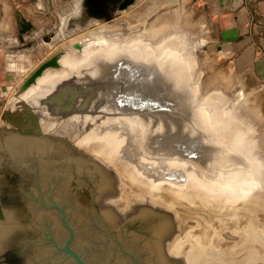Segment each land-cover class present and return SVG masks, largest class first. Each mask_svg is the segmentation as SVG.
I'll use <instances>...</instances> for the list:
<instances>
[{
  "label": "water",
  "instance_id": "1",
  "mask_svg": "<svg viewBox=\"0 0 264 264\" xmlns=\"http://www.w3.org/2000/svg\"><path fill=\"white\" fill-rule=\"evenodd\" d=\"M136 47V52L150 54L145 58L135 48L125 47L112 57L97 56L55 81L32 114V124L39 127L43 112L55 120L84 114L127 117L142 127L141 138L152 152L179 156L200 167L213 164L225 172L253 168L245 153L215 140H222L238 125H229L223 114L229 104L200 99L202 82L189 57L191 45L163 60L150 46ZM61 54L41 62L19 86L18 94L44 69L59 66ZM205 109L215 117L214 129L204 125ZM225 160H229L226 165L216 164ZM207 170L216 177V170ZM225 172L223 179L229 178ZM111 187V176L97 161L60 141L4 133L2 264H178L164 245L175 229L171 214L143 204L119 223L114 209L98 205Z\"/></svg>",
  "mask_w": 264,
  "mask_h": 264
},
{
  "label": "bare ground",
  "instance_id": "2",
  "mask_svg": "<svg viewBox=\"0 0 264 264\" xmlns=\"http://www.w3.org/2000/svg\"><path fill=\"white\" fill-rule=\"evenodd\" d=\"M174 1L175 0H151V3L147 4L144 8L142 9L139 8L137 10H133L131 12L129 11V13H127L126 17H128L130 22L128 24H130L131 27H134L137 25V23L145 22L147 20V17L157 8H160L161 5L170 4ZM172 7L173 6H171L170 9L159 12L158 15L155 16L156 18L152 19L151 17L152 20L150 22L148 21L149 23L148 24L146 23L147 25L145 24L146 25L145 28H143L144 26L142 27L144 31L143 32L141 31L140 33H134L130 35L111 34L110 36H106L105 34L107 30H109L110 28L111 30H113L114 26L116 25L113 22H112L113 24L109 22L110 24L103 23L102 26L100 25L101 26L100 32H94L93 30H90L86 33L83 32L84 34L82 35H80L79 33L80 36L66 40L61 44L55 46L54 48L52 47L53 49L58 51L60 49L64 50L59 58L60 67L49 66L46 69H44L41 75L37 77L35 83H33L24 93H22L23 102L21 101L22 102L21 105L26 104V106H24L23 109H25V112H28L27 113L28 117L31 119L32 114H34L33 111L34 106L31 105V102L29 101L28 97L36 90H38L37 88L39 86H41L45 82H49L53 80L55 77L59 75H64L68 69L75 68L81 62L87 60L90 54L96 51L97 49L106 48L105 50H99L95 52V54L89 59L86 66L89 65L93 61V59L96 58L97 56L110 55V57H112L117 51H120V49L124 50L125 47L135 48L132 49L135 52L139 51L136 45L128 46L130 44H138L142 46L147 43H151L157 49H161L167 44H171V45L179 44L176 42H180L181 38L177 36L183 35L184 30L179 29L175 32H171V31L173 28L178 29L185 26L182 24L183 10L181 12L179 8L172 9ZM27 9L24 10L26 12L25 15L29 16V19L30 17H32L31 19L36 20L37 17L36 19L33 18L32 16L33 14L32 15L30 14L32 11L30 10L31 12L29 13V9L28 11ZM148 20H150V18ZM23 25L24 27L29 26V24H25V23ZM87 39L90 42L87 43L86 41ZM77 40H79L80 43L82 42L86 43V44L83 43L86 46H84L85 47L84 48L82 45V48L84 50L80 48L81 49L80 52L78 51L79 48L78 49L76 48L77 50L74 48V46H76L74 45V43L77 42ZM119 45H125V46H119ZM155 52L157 53L159 52V50ZM136 53L145 58H147L148 54H150V52L148 53L136 52ZM163 54L164 55L162 56L157 54L161 60H163V58H166L169 55H176V52L172 51L169 54L165 52ZM190 56H192L194 61H196L193 52L191 53ZM34 58L31 57L27 58L26 62L22 60L20 64H17V62L14 61L13 62L14 64L10 63V65L13 67L22 66L23 69L26 68L28 70L33 65L34 67H36L38 61H40ZM82 66H84V64ZM17 74L18 73L14 75L19 76ZM69 74H71V72L68 73L66 76H68ZM227 75L228 74L225 72L222 73L221 77L226 80ZM228 76L229 78L232 77L230 74ZM248 76L249 74H247V78L249 79ZM254 76L255 75L253 73L250 74L251 78L248 81L247 85H251V83H253V79H255ZM15 77L14 79L17 80L18 77L17 78ZM60 78H64V77H60ZM60 78L56 79L55 81L59 80ZM217 79L215 78V80ZM218 80L221 81L220 79ZM259 87H261V85L255 86L254 88L250 87V89L252 91ZM259 90H261V88H259ZM244 92H247L246 89H244ZM205 93H208L207 90ZM223 98L225 99V96H223ZM247 103L249 104V102ZM247 103H244V105ZM29 105L33 107L32 110L31 108H29L31 107ZM242 106L243 105H241V109L244 110L243 108L245 107L243 106L242 108ZM241 109L239 108V110ZM246 109L248 110L247 107ZM254 110L255 108H253V110H250L251 114L256 113ZM254 115L252 114V116L255 118L256 116ZM102 116H104L105 118L97 117L94 118V121H91L94 116L93 115L91 116L89 114H84L82 115V117L81 115H73L70 116L71 119L70 118L60 119L56 121L50 120V118H48L47 116L46 117L42 116L40 117L42 131L41 129L39 130L40 132H43L42 133L43 137H46L45 135L48 134L47 133L48 131H51L50 133L51 136L58 135L56 134L58 131L64 133L66 136H70L72 137V139L75 140L73 143L74 145L70 146L71 148L72 147L74 148V149L72 148L73 150H76L79 154L83 155L84 157L90 160H94L97 162L98 160H100L99 162L105 163V165L104 164L102 165L101 163L98 162L111 176L112 187L99 199L98 202L101 204V207H108L114 209L115 211H117V213L120 215L121 218H123L124 216L128 217L130 214L137 212V207L143 204L151 205L155 208L162 209L170 214L173 213L175 218L174 220L175 229L168 236V240L166 244L164 242V245L168 256L170 258L177 259L179 261L178 264H225V263L250 264L254 262L251 260V258L254 255L256 256L257 254L254 251H256V248L259 246L258 242H257V247L253 246L256 247L254 248L255 250L251 249L252 246L249 245L250 247L246 248L247 249V254L245 253L246 256L243 253L240 254V255H244L243 259H241L240 261L237 260L235 257L231 256L230 253L222 257L220 255V253L222 254V250L225 249L226 251H228L230 249L228 247L230 246L227 243L224 244L223 242H221L220 233H222L221 231L227 227L225 225H229L228 227L232 228L233 230L242 232L244 236L241 237V240H245V242H247L246 241L247 239H254L249 241V243L250 242L252 243V241H255V238L257 237L258 238L261 237V239H263L264 219L262 222L260 221L261 215H263V217L262 216L261 217L264 218L263 182L260 183V181H257L258 179L255 181L249 180L251 178H254V176H252L245 170L233 171L228 175L229 178H227L226 180L208 179L204 176L203 173L199 172L198 168L206 171L208 174H210V172L207 169H209L210 167L216 170V173L223 174L225 170H221L218 167L213 166V164H211V166H208L207 164L204 165V167L203 166L200 167L194 161L188 159H182L179 156L168 155L165 152L163 153L159 152L158 154L157 152H152L150 151L149 148H147V146L144 144L141 138V137L144 138V132L142 127H140L134 121H132L127 117H121V116H114V115L111 116L102 115ZM230 116L231 118H229V116L228 118L231 119V121L233 120L235 123H237L238 126H241L238 124V122L239 123L241 122V119L239 117L235 115L236 116L235 119L233 115ZM80 117L81 120H79ZM253 117L252 120L254 119ZM208 119L209 118L206 113L203 117V122H205L204 125L206 127L210 128L209 123H207ZM76 120L79 121L76 122ZM22 121H23L22 125H24V123H27L24 122L25 120ZM29 122H31L32 124L33 122L32 119L29 120ZM257 126L259 127L260 124H258ZM257 126L255 125V127ZM246 130L247 128H243L242 131L239 130V132H235L236 131L235 128L234 130H232L233 133L235 132V136L233 135V137L232 136L230 137L228 135V137H226L227 138L226 140H229L230 143H232L235 146H238L241 149V151L249 155L252 162L256 166L260 167L261 169H264V136L259 137V135L257 134L260 135L262 134L261 132L259 133L258 131H257L258 133L255 131L256 136L254 135V133L251 135V138H254V136L255 137L258 136L257 138H254V140L258 139L259 141L258 143V141L255 140V143L257 142L256 143L257 150L253 148L255 150L254 152L250 148L251 146L250 143L247 142L248 137H243ZM53 131H55V134L53 133ZM65 140H66L65 142L67 143L68 138L66 137ZM259 151L260 153H258ZM159 161H163L165 162V164L166 163L167 164L161 168V164H159ZM189 161L193 162L195 166H197L198 168L192 165ZM227 161L229 160L220 161V162L217 161L216 164L220 163L221 165H226ZM171 166L174 168H179L181 171L170 169ZM172 172L174 174L175 173L178 174L182 179H184V177L187 175L186 181L182 180L178 182L176 180H170L168 179L169 174L165 176L167 173L171 174ZM184 172L186 175L184 174ZM190 217L191 218L193 217L194 220H196V224L194 225L187 224V221ZM229 222L232 224H229ZM199 223L201 224L200 230H199ZM1 225L2 224H0V230L2 228ZM211 231H212V236L210 237L209 241L213 242L212 241L214 239L213 237L216 234L218 236L215 237L216 239L211 247V250L218 251V253L216 254L218 255V258L215 254L209 255V253L207 252L209 244L208 242H206L207 241L206 238H208L207 236L211 234ZM223 236L224 235H222V237ZM243 237L244 239H242ZM223 241L226 242L229 240L226 241L223 240ZM232 241H233L232 243H235L234 242L235 240ZM256 241H258V239ZM259 242L260 244L263 243L261 241ZM262 246H264V244Z\"/></svg>",
  "mask_w": 264,
  "mask_h": 264
},
{
  "label": "rangeland",
  "instance_id": "3",
  "mask_svg": "<svg viewBox=\"0 0 264 264\" xmlns=\"http://www.w3.org/2000/svg\"><path fill=\"white\" fill-rule=\"evenodd\" d=\"M150 3H151V0H11L10 2H9V0H6V8H5L6 12H0V36L6 37V40H7V42H6V53H7L6 57H4L3 61L0 60V67H1L0 68V149H1L0 150V157H1V155L3 153V149H4V133H10V131H15V132H19L20 134H24V135H33V136H41L42 135L43 136V134H42L43 132L39 131L40 129L42 131V125L40 123L41 121L38 122V124H40L41 126L39 125L38 128H37V126L34 127V125L31 124V122H29V120H31V119L27 115L28 112H25V109H23L24 106H26V104L21 105V103L23 102L22 93H24L33 83L31 85H29L27 87V89L25 91L21 92L20 94H18V88L22 84V82L29 76L28 74H31L33 72V70L41 64V62H43L45 59H47L51 55L57 53L56 51H58V50L53 49L55 46L61 44L62 42L66 41V40L80 36V35L88 32L90 30H93L94 32H100V28H101L102 24L103 23L107 24L109 22L111 24H113V23L116 24L115 26H117V27L114 26L113 30H111V28L109 30H107L106 34L104 33L106 36H110L111 34H113V35H115V34L130 35V34H134V33H140L141 31L143 32L144 31L143 28H145V26L153 18H156L155 16H157L159 12H161L163 10L165 11L167 9H170L171 6H173L172 9L173 8L174 9L179 8V10L181 12L183 10V12H182V14H183L182 15V17H183L182 18V24L185 26L182 28H178V29L173 28L171 31V32H175L179 29L184 30L183 35H179V36L175 35V36L181 38L180 42H176L179 44H177V45L167 44L164 47H162L161 49H157L151 43H147V44L142 45V46L138 45V44H130L128 46L136 45V46H141L143 48L150 46L151 48H154L156 51L159 50V52H157V54L162 56V55H164L163 53H165V52L169 54L172 51H174V52L181 51L186 46L191 45L192 52L194 51L196 53V55L194 53V56H195L194 58L196 61H194V59L191 56H189V57H191V59H192V63H193L194 68H195L194 70H195L196 77L199 78V80H201V82H202V96L200 99H202V100H206V99L207 100H213L217 104L222 103L223 106H225V104H229V108L231 107L230 109H227L225 107H223V109H222L223 114H225V118L228 119L227 121L229 122V125H232L235 123L233 120L231 121V119H229V118H231L230 115H233L235 117V119H236V116L239 117L241 119V122L240 123L238 122V124L241 126H237L235 132H239V130L242 131L243 128H247L243 137H248L247 142L250 143V145H251L250 148L254 152H255V150H257L256 149V143L257 142L255 143L256 139L254 140V138L258 137V136L255 137L256 132L257 131L259 133L261 132L262 135L257 134V135H259V137L264 136L263 135L264 134V131H263L264 130V128H263L264 127V77L260 74V71L258 72V69H260L261 64L264 62V39L261 40V43L258 42L255 38H254L255 41L251 40L250 44L251 43L253 44V45H251L253 54H245L247 52H244V48L248 47V43H246V42H242V43L239 42L233 48H231V47L225 48L223 42L216 40V34H217V28H218L217 22L216 21L212 22V15L206 14V12H205L206 9H204L203 6L199 5V0H175L174 2H172L170 4H163L160 6V8H157L154 12H152L147 17V20L145 22L137 23L136 26L131 27L130 24H128L130 22H129L128 17H126L127 13H129V11L131 12V11L137 10L139 8L142 9L147 4H150ZM27 8L29 9V13L32 11L30 14L31 15L33 14L32 16L35 19L37 17L38 21H37V19L36 20L31 19L32 17H30V19H29V16L25 15L26 12L24 10ZM182 8H184V9H182ZM28 9H27V11H28ZM21 11H23V12H21ZM184 11H185V13H184ZM186 13L188 14V16ZM6 17H7V19H6ZM151 17H152V19H151ZM149 18H150V20H148ZM8 20H9V22H8ZM193 20H195V21H193ZM4 21H6V22H4ZM191 22H193V23H191ZM24 23L29 24V26L24 27V25H23ZM188 26H190V27H188ZM141 29H143V30H141ZM110 32H112V33H110ZM79 33H80V35H79ZM107 33H110V34H107ZM86 41H87V43L90 42V41H88V39ZM83 43L84 42L80 43V41L77 40V42H75L74 45H76L78 47L74 46V48L75 49L79 48L78 51L80 52V50L83 49L82 45H83V47L86 46V45H84L86 43H84V44ZM119 46H125V45H119ZM105 49L106 48L97 49L96 51H94L93 53L90 54V56L87 58V60H85L84 62H81L75 68H70L67 70V72L64 75H59V76L55 77L53 80H51L49 82H45L44 84L39 86L37 88L38 90H36L34 93H32L28 97L29 101L31 102V105L34 106L33 111L35 112L37 108L41 107L42 104L40 103V100L43 97L47 96V94L52 91L51 85L55 82L56 79H58L60 77H65L73 69L81 67L83 64L86 65L88 63L89 59L95 54V52H97L99 50H105ZM163 49H164V51H163ZM59 51L60 52L62 51V53H63L64 50L60 49ZM30 57L31 58L35 57L36 59L40 60V61H38L39 64L37 63L36 67H34V65H33L27 70L26 68L23 69L22 66L13 67L10 65V63H13L14 61L17 62V64H20L22 62V60L26 62L27 58H30ZM20 58H22V59H20ZM60 63H61V60H60ZM7 67H8V70H7ZM51 67H60V66H51ZM30 70H31V72H30ZM252 70L255 73L254 74L255 79H253V83H251V85H247L248 81L251 78L250 74H251ZM216 71L219 73H217ZM214 72H216L217 75ZM225 72L228 75L230 74L232 77L230 76L231 78H229V76L227 75V79L226 80L223 79L221 76H222V73H225ZM16 73H18L17 75H19V76L14 75ZM24 73L26 74V76ZM11 74H13V75H11ZM247 74H249V76H248L249 79L247 78ZM14 77L15 78L20 77V78L19 79L17 78V80H15ZM12 78L14 79V81ZM215 78L216 79L218 78L221 81H219L218 79L215 80ZM252 85H254V86H252ZM258 85H263V87H259V88H261V90H259V88H257V89H254L251 91L250 87L254 88L255 86H258ZM244 89H246L247 92H244ZM206 90L208 93H205ZM222 95L225 96V99L223 98ZM247 102H249V104ZM253 102H254V104H253ZM244 103H247V104L244 105ZM234 104H236V105H234ZM31 105H29V106H31ZM241 105H243L245 107V108H243V106H242V108L244 110L241 109ZM248 105L249 106L251 105V106L249 107ZM32 106L29 108L32 109L33 108ZM246 107L248 108V110L246 109ZM239 108L241 110H239ZM253 108H255L254 111L256 112V113H252L253 115L255 114L254 115V116H256L255 118L252 116V114L250 112V110H253ZM205 110H206L207 116L209 118L207 123H209V126L212 129H214V126L212 124L215 121V117L212 116V114L208 112V109H205ZM42 116L46 117L47 112H43ZM228 116H229V118H228ZM5 117H6V119H5ZM97 117L105 118L104 116L99 115V116H94L93 119L97 118ZM252 117L254 118L253 120H252ZM48 118H50V120H52V121H56L55 119H53L51 117H48ZM68 118H70V117H68ZM68 118H63V119H68ZM259 119H261V120H259ZM22 120H25L24 122H27V123H24V125H22V123H23ZM79 120H81V117ZM79 120H76V122H78ZM256 122L258 124H260V126H262V127L259 126L260 127L259 128L257 126L258 124ZM255 125L257 127H255ZM29 128H31V129L33 128V131L27 132V130H29ZM257 129H260L261 131L257 130ZM235 132L233 133V131H231V133L228 135L230 137L231 136L233 137V135L235 136ZM47 133L48 134H46L45 136L50 138V139L60 141L69 147L74 145L73 143L75 140L72 139V137H70V136H66L64 133H61L58 131L56 133L58 135H54V136L50 135L51 131H48ZM53 133L55 134V131H53ZM249 133H251V134H249ZM253 133L255 136H254V138H251V135ZM228 135L224 136L222 140H220L218 138L215 140L219 143L221 141H223L224 144H229L230 147H233V148L241 151V149L238 146H235L232 143H230L229 140H226L227 139L226 137H228ZM66 137L68 138L67 143L65 142ZM77 138H80V137H77ZM256 141H258V139ZM252 143H253V145H252ZM258 143H259V141H258ZM243 153H245V152H243ZM258 153H260V151ZM246 156L248 157V159L250 161L251 158L249 157V155L246 154ZM99 161L100 160H98V162ZM189 162L195 166V164L193 162H191V161H189ZM99 163H101L102 165L103 164L105 165L104 162H99ZM250 163L253 164L252 165L253 168H247L246 169V168L242 167L241 169H238V170H245L249 174L254 176V178H251L249 180L255 181L258 179L257 181H260V183L263 182V184H264V176H262V174H264V170L261 169L260 167L256 166L252 162V160L250 161ZM159 164H161V168H162L167 163L165 164V162L159 161ZM159 164H157V165H159ZM242 164L245 166L250 165V164L247 165L245 163H242ZM195 167L198 168L197 166H195ZM170 169H174L177 171L180 170L179 168H174L172 166ZM198 170H199V172L203 173L204 176L208 179L226 180V179L222 178L224 173L223 174L216 173L215 174L216 177H214L213 175L208 174L206 171H204L202 169L198 168ZM233 171H235V170H233ZM233 171H229L226 174L229 175ZM184 174H185V172H184ZM167 175H168V179L176 180L178 182H180L182 180L186 181V177H187V175L185 174L186 176L184 177V179H182L178 174H176V173L174 174L173 172L171 174L167 173L165 176H167ZM263 190H264V187H263ZM98 205L101 207L100 203ZM172 214L173 213H171V216H172ZM261 216L263 217V215H261ZM261 216H260V221L262 222L264 218H262ZM5 217L3 220L2 219L0 220V224L3 225ZM126 218H127V216H124L123 218H121L120 219L121 221L119 220V223H122ZM173 219L175 220L174 214H173ZM187 224L194 225V224H196V220H194L193 217L192 218L190 217L187 221ZM229 224H232V223L229 222ZM200 226H201V224L199 223V230H200ZM225 226H227V227L225 229L223 228L224 230L221 231L223 234L220 233V238H221V242H223L224 244L227 243L230 246V247H228L230 249L228 251H226L225 249L222 250V254L220 253V255L222 257L225 256L226 254L230 253L231 256L235 257L237 260L240 261L241 259H243L244 255L246 256V254H247L246 248H249L250 247L249 245H251L252 246L251 249L255 250L254 248L257 247V242H258L259 246L256 248V251H254L257 254H256V256L254 255L251 258V260L254 262H252L250 264H264V253H263L264 246H262L264 244V241H263L264 237H263V239H261V237L260 238L257 237V238H255V241H252V243L250 242L251 243L250 244L249 241L254 240V239H247L246 240L248 242L247 243V242H245V240H241V237L244 236L242 234V232L233 230L232 228L228 227L229 225H225ZM221 229H222V227H221ZM263 231H264V227H263ZM222 235H224L225 237L224 236L222 237ZM211 236H212V231H211V234H209L207 236L208 238H206V240H207L206 242H208L209 245L211 244L210 247L208 245V251L207 252L209 253V255H211V254L216 255L218 253V251L211 250V247H212V244L214 243V241L216 239L215 237H218V236L216 234L213 237L214 238L212 240L213 242L209 241ZM242 239H244V237ZM257 239H258V241H256ZM167 240H168V237L165 240V244H166ZM223 240H225V241L229 240L230 242L229 241L224 242ZM232 240H235L234 241L235 243H232L233 242ZM259 241H261L263 243L260 244ZM254 242H256V243H254ZM231 244L233 247L231 246ZM247 245H248V247H247ZM253 246H256V247H253ZM235 247H237V248H235ZM224 248H226V247H224ZM239 249H240V251H239ZM241 253H243L244 255H240ZM216 256L218 258V255H216ZM241 256H242V258H241ZM238 258H240V259H238ZM0 264H2L1 259H0Z\"/></svg>",
  "mask_w": 264,
  "mask_h": 264
},
{
  "label": "crops",
  "instance_id": "4",
  "mask_svg": "<svg viewBox=\"0 0 264 264\" xmlns=\"http://www.w3.org/2000/svg\"><path fill=\"white\" fill-rule=\"evenodd\" d=\"M199 5L206 9V14L212 15V22H217L216 40L223 42L225 48L246 42L245 54H253L251 40L261 43L264 39V0H199ZM5 8L6 0H0V12H5ZM6 42V37L0 36L1 61L7 54ZM259 71L264 77V62ZM251 73L255 74L253 70Z\"/></svg>",
  "mask_w": 264,
  "mask_h": 264
}]
</instances>
